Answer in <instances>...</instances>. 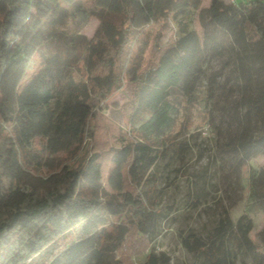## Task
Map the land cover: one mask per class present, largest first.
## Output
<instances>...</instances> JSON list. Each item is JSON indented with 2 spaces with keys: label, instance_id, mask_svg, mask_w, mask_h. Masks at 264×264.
<instances>
[{
  "label": "trees",
  "instance_id": "1",
  "mask_svg": "<svg viewBox=\"0 0 264 264\" xmlns=\"http://www.w3.org/2000/svg\"><path fill=\"white\" fill-rule=\"evenodd\" d=\"M201 2L0 0V264H118L153 246L177 206L157 208L150 170L198 149L213 122L214 94L199 90L209 58L226 56L236 78L228 159L240 171L264 156V0ZM125 84L127 142L117 147L95 138L103 125L90 121ZM247 185L248 208L264 212V167L248 168ZM251 229L247 214L224 211L205 236L177 237L190 264H237L264 258ZM260 241L264 249V229ZM137 264L176 263L152 247Z\"/></svg>",
  "mask_w": 264,
  "mask_h": 264
},
{
  "label": "rangeland",
  "instance_id": "2",
  "mask_svg": "<svg viewBox=\"0 0 264 264\" xmlns=\"http://www.w3.org/2000/svg\"><path fill=\"white\" fill-rule=\"evenodd\" d=\"M247 2L250 0H234ZM210 0H202L200 7L209 5ZM97 25L96 20H91L84 28L85 35L89 38ZM192 27L202 35V28L195 20ZM225 57H212L205 63V71L200 80L199 90L202 96L214 94L205 109L211 111L212 123L205 124L201 130L200 146L193 147L183 160L170 158L159 159L151 168L150 193L158 209H164L169 204H174L177 209L171 215L170 221L165 217L159 221L160 235L154 245L131 255L126 261L118 264H137L144 257L149 248L165 250L171 256V261L176 264H190L193 258L179 244L178 231L194 230L199 235L205 236L216 224L224 211H227L235 221L240 215L247 214L252 220V229L249 237L259 250L262 249L260 232L264 229V212L249 209L250 200L247 196L248 168L260 169L264 167V156L257 155L246 162L240 171L233 167L225 152L223 141L225 137L234 133L237 123L236 102L237 90L234 86L235 76L230 66H226ZM130 93V86L125 84L106 103L108 107L102 113L95 108L97 120H91L90 126L98 128L97 139L105 138L114 146L127 142L123 131L119 129L121 123V105ZM203 106V104H202ZM199 107L192 111V128L202 122ZM182 119L181 113L177 122ZM114 121L115 125L112 121ZM92 139L89 134L84 137L83 152L88 150ZM77 154V153H76ZM76 154L67 156L73 161ZM134 241L133 239L131 240ZM124 253H128L124 251ZM130 260V261H129ZM237 264H264L260 255L241 257Z\"/></svg>",
  "mask_w": 264,
  "mask_h": 264
},
{
  "label": "built area",
  "instance_id": "3",
  "mask_svg": "<svg viewBox=\"0 0 264 264\" xmlns=\"http://www.w3.org/2000/svg\"><path fill=\"white\" fill-rule=\"evenodd\" d=\"M225 1H230V2H234V0H225Z\"/></svg>",
  "mask_w": 264,
  "mask_h": 264
}]
</instances>
